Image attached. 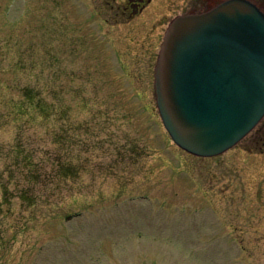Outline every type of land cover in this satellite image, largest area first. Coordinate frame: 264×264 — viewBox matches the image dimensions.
Here are the masks:
<instances>
[{"label":"rangeland","instance_id":"1","mask_svg":"<svg viewBox=\"0 0 264 264\" xmlns=\"http://www.w3.org/2000/svg\"><path fill=\"white\" fill-rule=\"evenodd\" d=\"M115 1L0 0V264H264V118L216 156L177 146L154 71L193 0ZM27 85L69 106L63 141L13 117Z\"/></svg>","mask_w":264,"mask_h":264},{"label":"water","instance_id":"2","mask_svg":"<svg viewBox=\"0 0 264 264\" xmlns=\"http://www.w3.org/2000/svg\"><path fill=\"white\" fill-rule=\"evenodd\" d=\"M156 104L173 142L212 157L264 118V11L220 0L173 18L154 71Z\"/></svg>","mask_w":264,"mask_h":264},{"label":"trees","instance_id":"3","mask_svg":"<svg viewBox=\"0 0 264 264\" xmlns=\"http://www.w3.org/2000/svg\"><path fill=\"white\" fill-rule=\"evenodd\" d=\"M19 67V66H17ZM20 69V68H19ZM21 87V93L22 96L20 99L15 100L10 99L6 105L13 109L16 113H14V118L16 121L20 120H28L29 122H32L31 120H34L36 117L41 118V124H48L50 125H56L58 124V129L59 131H53V132H48L50 139L56 140V141H63V139L66 138V130L69 129V106H65L63 104V99L58 97L59 100L54 101H48L42 96V92L40 89H37L36 87L33 86H17ZM51 94V93H50ZM260 125V124H259ZM258 125V126H259ZM263 125V124H262ZM260 125L259 127H261ZM263 128H257L256 132L257 141H261V144H263L262 147H264V126ZM263 133V134H262ZM83 169H80L79 166L73 165L70 162H65V161H60L59 162V170H57L58 175L60 173L64 174V177H70V175H78L81 173ZM28 175V174H27ZM29 177V176H27ZM29 181L33 182L35 180L31 179L29 177ZM31 185V184H29ZM23 200H27L31 205H35L36 200L35 196L29 195L27 192L26 194H22Z\"/></svg>","mask_w":264,"mask_h":264},{"label":"flooded vegetation","instance_id":"4","mask_svg":"<svg viewBox=\"0 0 264 264\" xmlns=\"http://www.w3.org/2000/svg\"><path fill=\"white\" fill-rule=\"evenodd\" d=\"M143 1H145L146 4H147V2H150L151 0H124L123 1V6H124L123 9H127L129 7H133V9L129 11V14L131 16H133L135 14L134 12H137V11L141 12L143 10V7H141V5H140V2H143ZM107 2L108 3H112V2L116 3L115 0H107ZM217 2H218L217 0H193L192 7H190L191 9L189 8L190 9L189 11L183 12V13H179V14L190 13V12H197V11L205 10V9L209 8L210 6L214 5ZM259 6L264 10V8H263L262 5L259 4ZM121 8H122V6H121ZM121 13L122 14H126L123 11ZM179 14H177V15H179ZM177 15H175L174 17H176ZM128 18H131V17L128 16ZM169 23H168V25H169Z\"/></svg>","mask_w":264,"mask_h":264}]
</instances>
